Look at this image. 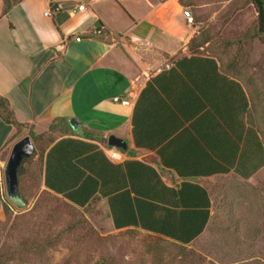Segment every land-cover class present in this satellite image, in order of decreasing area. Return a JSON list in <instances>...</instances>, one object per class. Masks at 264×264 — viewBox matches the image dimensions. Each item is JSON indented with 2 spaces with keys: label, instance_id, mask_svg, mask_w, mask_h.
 <instances>
[{
  "label": "crops",
  "instance_id": "0c3cea01",
  "mask_svg": "<svg viewBox=\"0 0 264 264\" xmlns=\"http://www.w3.org/2000/svg\"><path fill=\"white\" fill-rule=\"evenodd\" d=\"M82 1L0 0V167L21 128L57 130L43 154L48 192L80 210L99 202L115 231L191 246L212 219L208 184L264 173L248 94L216 58L180 54L193 35L179 33L177 0H87L71 17ZM55 3L65 10L45 16ZM99 25L105 39L89 38ZM112 135L128 144L122 161Z\"/></svg>",
  "mask_w": 264,
  "mask_h": 264
},
{
  "label": "rangeland",
  "instance_id": "374dc122",
  "mask_svg": "<svg viewBox=\"0 0 264 264\" xmlns=\"http://www.w3.org/2000/svg\"><path fill=\"white\" fill-rule=\"evenodd\" d=\"M179 4L194 18L188 28L176 16L179 33L188 29L196 38L192 50L216 58L250 99L256 94L249 122L264 141V44L254 5L250 0H177ZM192 39L180 54L192 53ZM26 137L35 151L19 169L20 202L9 198L6 189L13 149L4 153L0 167V255L11 259L8 264H264V173L249 182L234 177L210 182L211 222L193 245L181 246L136 230L115 231L99 202L80 210L48 192L43 154L59 134L37 135L23 127L16 142Z\"/></svg>",
  "mask_w": 264,
  "mask_h": 264
},
{
  "label": "water",
  "instance_id": "95a60500",
  "mask_svg": "<svg viewBox=\"0 0 264 264\" xmlns=\"http://www.w3.org/2000/svg\"><path fill=\"white\" fill-rule=\"evenodd\" d=\"M73 124V122H72ZM109 145L113 148H116L118 150L127 151L128 150V144L125 140L118 138L114 135L109 137ZM25 147L26 153L18 158H16V152L19 148ZM34 145L32 143V140L30 137H26L23 140L19 141L12 150L11 158L9 161V165L7 168V171L5 170V176H6V189L9 198H11L14 201L20 202L22 200L21 194L19 192V169L24 161V159L30 157L34 154ZM13 160H15L14 165L11 169V165L13 163Z\"/></svg>",
  "mask_w": 264,
  "mask_h": 264
},
{
  "label": "built area",
  "instance_id": "2783aa9c",
  "mask_svg": "<svg viewBox=\"0 0 264 264\" xmlns=\"http://www.w3.org/2000/svg\"><path fill=\"white\" fill-rule=\"evenodd\" d=\"M93 1H98V0H93ZM165 1H168V0H165ZM87 9H88L87 0H83L82 3L78 4L75 8L69 9L68 13H69V15L71 17H76L79 14H81L83 12H86ZM63 10H65V7H64V5L62 3H55L52 7H50L48 9V11L45 13V16L52 17L55 13L62 12ZM183 16H184V19L186 20V23L190 27L194 26V18H193L192 14L190 13L189 10L184 9L183 10ZM104 33H105V28L104 27H100V28L97 27L92 32V34L96 35V36H102V35H104ZM76 41L77 42H81L82 38L81 37H77ZM171 68H172V65L165 64V65L161 66L160 68L155 69L154 73L158 74V73H161L164 70H170ZM115 102H120V103H122L124 105H129L130 104L128 101H123L120 98H115ZM111 157L114 160L122 161L124 159L125 155H124L123 152H121L119 150H115V151L111 152Z\"/></svg>",
  "mask_w": 264,
  "mask_h": 264
},
{
  "label": "trees",
  "instance_id": "16d2710c",
  "mask_svg": "<svg viewBox=\"0 0 264 264\" xmlns=\"http://www.w3.org/2000/svg\"><path fill=\"white\" fill-rule=\"evenodd\" d=\"M21 0H19V2H20ZM251 1V3L254 5V7H255V9H256V11H257V14H258V35L261 37V39H262V42H263V44H264V0H250ZM18 1L17 2H15L16 4L17 3H19ZM5 4H6V6H7V9H10L11 8V6H13L14 4H12L11 2H9L8 0H5ZM100 27H103L102 25H99L98 26V28H100ZM106 31V30H105ZM105 36H106V33H104V35H102V36H96V35H93V34H91L90 36H89V38H91V39H98V40H103V39H105ZM195 41H196V38L194 37L193 39H192V41H191V43H190V49H191V51H192V54H200V53H197V51L196 50H192V48L194 47V46H192V45H194V43H195ZM256 95V94H255ZM255 95H253V97L250 99V97H249V101H250V103L252 102V100H253V102H254V99L256 98V96ZM0 106L2 107V109L3 110H6V108H5V105H4V103H0ZM250 115V116H249ZM249 117L251 118V114H249V110H248V123H249V125L251 126V128L252 129H254L255 130V132L260 136V134H259V129H257L255 126H254V122H249ZM6 120H8V121H10V119H9V115H8V117L6 118ZM54 127L55 126H53V129H54ZM261 137V136H260ZM261 139H262V137H261ZM263 140V139H262ZM264 142V141H263ZM3 207H4V205H3ZM11 261V259L9 258V257H6V258H4V255L2 256V255H0V264H8L9 262ZM99 264H106V263H104V262H101V263H99Z\"/></svg>",
  "mask_w": 264,
  "mask_h": 264
},
{
  "label": "bare ground",
  "instance_id": "6f19581e",
  "mask_svg": "<svg viewBox=\"0 0 264 264\" xmlns=\"http://www.w3.org/2000/svg\"><path fill=\"white\" fill-rule=\"evenodd\" d=\"M26 148L25 147H21V148H19L18 150H17V152H16V158H18V157H20V156H22V155H24L25 153H26ZM10 158H11V155H10ZM10 158H9V161H10ZM9 161H8V164H7V167H6V171H7V168H8V165H9ZM15 160H13V163H12V165H11V169H12V167H13V165H14V162Z\"/></svg>",
  "mask_w": 264,
  "mask_h": 264
}]
</instances>
